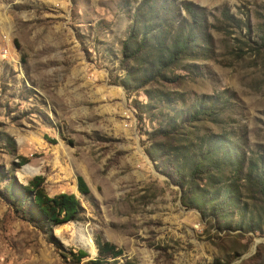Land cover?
Here are the masks:
<instances>
[{
  "label": "rangeland",
  "instance_id": "rangeland-1",
  "mask_svg": "<svg viewBox=\"0 0 264 264\" xmlns=\"http://www.w3.org/2000/svg\"><path fill=\"white\" fill-rule=\"evenodd\" d=\"M141 1L0 0V264H264V0H189L226 30L160 76L124 55ZM35 176L81 220L46 226Z\"/></svg>",
  "mask_w": 264,
  "mask_h": 264
},
{
  "label": "trees",
  "instance_id": "trees-1",
  "mask_svg": "<svg viewBox=\"0 0 264 264\" xmlns=\"http://www.w3.org/2000/svg\"><path fill=\"white\" fill-rule=\"evenodd\" d=\"M180 12L185 14L180 22L174 24L173 20L169 21L171 14ZM222 15L235 27L241 23L228 10H224ZM207 16L205 8L189 0H142L133 16L131 33L124 46V55L128 56V50L132 48L131 44H135L129 57L139 59L140 55H144L142 59L152 63L151 71L156 70L157 75L160 76L163 69L175 66L181 59L190 56L194 49L201 47L198 41L199 39L207 41L209 28L223 29V27L210 25ZM213 151L211 154L208 152L205 154V159L201 160L199 166L197 165L198 171L200 166L204 165L203 161L211 164L210 159L217 150ZM226 159L228 155L221 158L223 164ZM21 160V166L29 163L27 157L21 156ZM190 174L196 176L197 172L193 169ZM257 176L259 193L264 199V163L261 164V170L257 172ZM43 183L42 176H35L27 186L22 187L23 192L32 200L31 211L48 227H59L80 221L84 208L78 197L74 193L49 196L43 188ZM77 185L81 194L84 196L90 194L89 186L80 176ZM232 193L229 191V196L232 197ZM95 244L98 257L91 261L93 264H104L108 258L115 259L123 254L122 249L113 243L96 240ZM73 256L80 261L88 257V253L80 250Z\"/></svg>",
  "mask_w": 264,
  "mask_h": 264
},
{
  "label": "bare ground",
  "instance_id": "bare-ground-1",
  "mask_svg": "<svg viewBox=\"0 0 264 264\" xmlns=\"http://www.w3.org/2000/svg\"><path fill=\"white\" fill-rule=\"evenodd\" d=\"M92 244V243H91Z\"/></svg>",
  "mask_w": 264,
  "mask_h": 264
}]
</instances>
